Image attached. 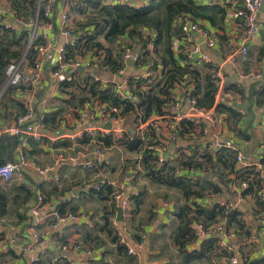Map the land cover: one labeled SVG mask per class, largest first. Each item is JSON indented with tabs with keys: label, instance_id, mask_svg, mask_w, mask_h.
<instances>
[{
	"label": "trees",
	"instance_id": "obj_1",
	"mask_svg": "<svg viewBox=\"0 0 264 264\" xmlns=\"http://www.w3.org/2000/svg\"><path fill=\"white\" fill-rule=\"evenodd\" d=\"M7 2L16 18L26 22L37 19L39 25L48 22L55 25L51 18L43 16V4L39 5L38 0H7ZM146 2L140 5L119 2L105 5L100 0H75L71 10L80 18L74 23L72 21V33L75 36L80 35V39H73L72 44L66 47L64 61L69 63L76 58L96 57L91 70L99 73H118L126 66L122 59L123 44L126 43L136 50L137 55L139 54V61L137 59L132 71L135 72L141 68L152 73L149 88L147 90L141 88L143 79L131 78L133 94L137 100L134 103L120 99L110 87L101 88L87 76V73H83L73 82L59 84V92L65 94L67 98L57 103L51 112H44L39 106L40 101L45 97L43 95L47 87L38 92L34 102L36 123L55 129L58 126L57 121L65 111L67 112L70 108L82 109L96 100L109 107L120 109L124 118L123 126L133 137L139 121L144 122L153 115H163L164 108L171 102L172 91L178 85L191 89V94L196 98L199 107L209 109L214 106L217 87L212 79L213 66L197 62L195 66L190 67L185 63V56L182 53H175V41L179 42L183 39L178 19L186 15L194 20L205 22L212 29L221 32L219 40L225 42L224 25L227 20L225 9L217 5L207 6L200 0H147ZM30 31L24 27L15 31L11 26H6L3 21H0V122L3 124L6 121L13 123L19 116L26 113L24 100L20 97L30 88L22 85L6 86V70L10 64L19 62L24 56L28 63L32 64L37 48L45 45V40L38 38L28 48ZM150 44L151 50L148 49ZM243 63L247 65L248 61ZM49 65L50 67L47 68L53 71L54 66L52 63ZM248 70L249 67L246 71ZM226 90L241 98L243 103L240 108L247 112L250 121L242 130L239 127L242 116L236 111V107L217 105L215 110L224 115L225 122L236 139H250V128L254 119L253 107L264 111V87L261 83L254 82L246 89L242 85L231 84L226 86ZM192 129L191 122H182L179 137L184 138ZM23 138V135L0 138V165L12 159V153L21 145ZM113 138L111 135L97 134L95 140L100 144L101 149H108L118 143L124 145L128 151L140 154L139 164L149 183L164 189L165 192H173L170 196L164 194L163 199L173 198L177 203L172 213L177 222L173 232V242L180 254H185L184 258L187 261L215 264V260L225 255L217 253L216 237L205 239L199 250L187 254L186 249L194 241L192 224L210 227L226 219V230L233 231L236 235L250 229V225L244 221L246 211L238 208L226 210L215 201L209 202L211 195L222 196L230 191V185H239L246 181L248 188L243 195L251 194L256 197L255 205L264 213V197L258 198L260 191L264 190V183L261 184L253 169L244 172L237 169L235 155L227 149L212 152L206 144L201 148L202 152L197 153L198 147L193 145L186 149L188 150L186 153L183 150L174 152V158L169 159L162 166H157L153 147L160 143V140L154 132H143L131 141L125 137L116 140ZM38 140L28 138L27 142L32 152L36 151ZM91 140L90 136L83 134L76 143L77 146H82ZM70 147L71 145L66 143L62 148ZM259 162H264V156L259 158ZM25 192L16 205L28 203L32 195L27 189ZM113 193L112 186L105 185L104 182L99 190L95 188L90 190V194L109 197L112 202ZM137 199L133 198L135 207L139 204ZM181 200L183 202L180 204ZM112 208L113 216L115 213L113 205ZM58 210L61 215L65 214L61 206ZM7 212V195L0 189V218ZM21 219L25 217L21 216ZM103 222L102 230L110 242L117 244L119 253L126 254V249L118 243L115 229L111 227V218L105 215ZM251 250L247 247L240 249L238 256L242 264H264V255L256 258L249 257Z\"/></svg>",
	"mask_w": 264,
	"mask_h": 264
},
{
	"label": "crops",
	"instance_id": "obj_2",
	"mask_svg": "<svg viewBox=\"0 0 264 264\" xmlns=\"http://www.w3.org/2000/svg\"><path fill=\"white\" fill-rule=\"evenodd\" d=\"M74 1L51 0L50 18L55 22V25L51 22L52 26L50 29L43 30L41 27L39 29V34L43 35L42 39L45 40V44L51 45L53 48L61 44L62 38L59 34L61 14L68 13L73 23L80 18V16L75 15L71 10ZM100 1L105 5L119 2V0ZM130 3L140 5L143 3V0L130 1ZM235 8L234 11L240 12L238 6H235ZM9 10L11 8L7 0H0V21H3L5 25L10 24L8 18ZM202 23L207 29L214 31L207 23ZM261 23L264 24V14L261 15ZM242 25L243 15L241 12L229 24V27L233 31L232 33L235 34H226L224 35L226 37L225 42L218 40L214 49H205V52L211 57L214 65L219 66L227 55L224 53V45L229 44L235 49L234 40L240 35ZM225 32L231 31L226 28ZM175 42L179 46L178 40ZM177 51H175L176 54H178ZM263 53L264 28L258 32L250 44L248 64L246 65L239 61V69L241 68L243 71H246L247 67H249V70L261 67L263 73ZM51 63L53 65V52L44 65V79L41 81L42 88L47 87L43 96H51L52 99L48 103L50 106L47 105L45 108H42L44 112L53 111L57 103L67 98L65 94L59 92L56 84L51 79V71L47 68L48 66L50 67L49 64ZM130 70L128 69V74L132 76L133 74L131 72L133 71ZM101 74L108 80H120L117 77L109 75V73L101 72ZM223 75L226 86L236 84L242 85L246 89L252 84L251 82L240 81L228 67H223ZM30 89L32 91L34 90L32 88ZM177 89L178 87L173 89V91ZM21 97L26 98L27 100L24 99L25 101H36L35 97L29 92L25 95L23 94ZM30 97L31 99H29ZM234 98L240 100L242 105L243 102L239 96L234 94ZM136 101L135 99L133 102L135 103ZM253 112L254 119L250 128V139H236L227 124L225 126L221 124L216 131L209 128L207 124H203L206 129V135L204 137L191 140L185 136L184 138H179L175 142L176 147L174 149L169 148L170 151L167 153V158L172 159L175 157L174 152L181 151V149H188L193 145L202 148L206 144L209 145L214 139H220L223 135L235 141H240V144L244 145V154L249 161H259L261 157L258 152L264 148V134L262 135L259 132L261 126L264 125V111L261 108L253 107ZM62 116L57 121L58 126L55 129L39 125L36 123L37 119H34V125L37 132L41 134V137L36 144L35 152H32L30 146L25 149L26 152L24 150L26 159L32 162L34 166H27L20 172V176L16 175L10 183H2L0 181V189L7 195L8 206L7 214L0 218V264H206L195 260L187 261L184 258L185 254H180L178 251V248L173 242V232L177 227V222L172 215L174 206L177 203L173 198L169 201L163 199L164 194L170 196L173 192H165L164 189L149 183L144 177L143 170L139 164L140 154L132 153L124 145L115 143L108 149L103 148V150L108 152L102 153L101 151L100 155L94 156L91 153L95 149H101V146L95 140V137H93L88 144L75 148L85 153L82 159L76 163L56 162L57 154L60 150H64L62 147L66 143L72 145L71 141L67 139L68 136L78 131L98 127L96 120L92 119L86 107H82L79 110L70 108ZM249 121L250 116L245 112L239 127L243 130ZM7 123L10 125L12 122L6 121L4 124L0 122V128L8 126ZM97 132L100 133V131H94L93 134L97 135ZM134 133L135 136L133 137L129 134L127 135L128 140L139 135L136 130H134ZM112 149H122V152H126L129 158L121 154L120 160H117L110 153ZM18 151L19 146L12 153V159L6 162H14L17 158ZM187 151L185 150V152ZM124 158H126L125 161L130 160L128 161L130 164H136L135 169L138 173L132 171L130 164L128 166L126 165V167L119 164L123 162ZM88 162H90L89 167L85 165ZM44 169L49 170L41 174L40 171ZM102 182L105 185L112 186L113 191L120 190L123 192V195L128 197L131 202L132 213L128 221L129 232L126 234V239L129 245L136 251V255L134 256H130L127 253H119L117 244L111 243L106 233L102 230L105 215H108L110 219L117 212L109 197L106 198L105 196L90 194V190ZM25 189L31 193L32 197L25 205L20 203L16 205L26 193ZM74 191L77 192L75 196L72 195ZM225 193L234 196L231 191ZM39 195L44 196L41 214L43 216L47 215V217L44 218L45 222L38 226L45 233V240L42 243L36 244L32 243L29 232L32 224L30 209L37 202ZM135 197L138 198L137 201L139 204L137 207H135L133 202V198ZM221 201H226L231 204L223 195ZM164 202H168L170 208H166L163 205ZM182 202L181 200L180 204ZM112 205L115 210L113 216ZM59 206H61V210L65 214L77 216V221L58 223L52 219L51 213L54 211L59 213ZM244 211L248 214L247 224L253 229H256L258 223H256L253 216L249 215L247 209H244ZM21 216L25 217V219H21ZM28 246H30V249L26 248ZM76 246H78L77 249H75ZM193 250L194 248L190 245L186 249V253H193ZM251 256L252 253L249 254V257ZM239 264H242L241 260Z\"/></svg>",
	"mask_w": 264,
	"mask_h": 264
},
{
	"label": "built area",
	"instance_id": "obj_3",
	"mask_svg": "<svg viewBox=\"0 0 264 264\" xmlns=\"http://www.w3.org/2000/svg\"><path fill=\"white\" fill-rule=\"evenodd\" d=\"M88 1V0H83ZM147 0H143L142 4H145ZM202 4L207 6L217 5L226 11V23L224 25V33L234 35L233 31L229 27V24L233 19H235L242 12L243 15V25L240 30V35L236 37L234 50L227 54L219 66L213 64L211 57L205 52L206 50H212L216 47L219 40L221 32L216 30L211 31L207 29L202 21L194 20L189 16L183 15L178 19V24L181 27L183 34V39L179 40L178 45L175 44V51L177 53H182L185 56V63L193 67L197 64H207L213 66L212 79L217 87V92L215 95V103L212 108L203 109L197 104V100L191 94V89L183 88L178 85L177 90L172 91L171 102L164 108L163 115H153L144 122L139 121L137 127L138 136L143 132H154L160 143L155 144L153 147L154 156L156 159V165L162 166L164 163L168 162L167 153H169V147L167 144L175 143L179 140L180 124L182 122H191L193 124V129L185 137L191 139H200L206 134V129L203 124H207L209 128L215 131L223 124L226 125L224 115L216 112L215 107L217 105H225L227 107H236L237 112L244 116L245 111L240 108L241 101L234 98V94L226 90L225 77L223 75V67H228V69L234 73L240 81H246L251 83H261L264 87V76L261 67L250 69L248 71L240 70L238 67V62H246L249 56V47L253 38L258 34V32L264 28V24L261 23V15L264 14V0H200ZM51 0H38V4H43V16L50 18L51 16ZM121 4H133L129 0H119ZM235 6H238L240 12L234 11ZM9 21L13 19V22L7 24L6 26H11L13 30L17 31L21 27L26 29H32L30 34V39L28 43V48L31 47L32 42L35 39L43 38V35L39 34L40 27L43 30H48L51 28V22L47 24L39 25L37 19H30L28 22L16 18L14 12L9 10ZM61 26L59 28V34L62 38L61 44L53 48L51 45H42L37 48V54L35 60L32 64H29L26 56H24L19 62L12 63L8 66L6 70L7 84L6 86H20L29 87L34 89V87L44 79V65L47 59L51 56L53 52V66L54 70L51 71V79L56 84L57 88L60 83H70L79 78L83 73H87V76L94 82L99 84L101 88L110 87L113 89L117 97L122 100H130L133 102L136 98L133 94V86L131 84V78L143 79L141 88L147 90L149 84L152 82V73L149 70L139 69L138 71L131 72L132 76L128 74L129 66L126 64L128 61H139V57L134 48L128 46L126 43L123 44L122 59L126 64L125 68L120 70L118 73L109 74L113 77L120 79L116 81L114 79H106L101 73L91 70V65L96 61L94 58H76L69 63H65L64 54L66 47L71 45L73 39H80V35H73L72 20L68 13H63L60 15ZM230 29L231 32H225V29ZM148 49H152V45L148 46ZM84 69V70H83ZM132 70V69H131ZM130 70V71H131ZM99 73V74H98ZM190 87V86H189ZM20 99H22L20 97ZM51 96L44 97L40 103V108H45L51 101ZM26 107V113L19 116L15 122L8 126L0 128V138L3 136H20L23 135V140L19 146V151L17 153V158L14 162H5L0 165V181L2 183H10L13 181L16 175L20 176V172L27 166H34L32 162L26 159L24 150L28 148V138L38 140L41 134L37 132L36 127L33 123L37 114L34 108V102L24 101ZM92 119L96 120L98 125L95 129H87L84 131H78L73 135L67 137L71 141V147L68 149L60 150L56 157L57 163L68 162L76 163L78 160L82 159L85 154L83 151L75 150L77 146L76 140L80 139L83 134H87L91 138L96 137L93 134L94 131L101 136L111 135L114 138L128 139L127 131L123 126L124 118L121 115V110L109 107L106 104L97 102L96 100L90 103L86 107ZM27 123V124H26ZM26 124V125H25ZM106 124L111 125V129H105L103 126ZM137 136V137H138ZM221 136V135H217ZM60 137V136H59ZM132 140V139H131ZM130 140V141H131ZM208 149L212 152H218L222 149H227L235 155V166L237 169L248 171L253 169L256 173V177L262 183L264 180V162H251L244 154V145L240 144V141H235L228 136H223L220 139H214L209 145ZM185 152L186 149H181ZM186 153V152H185ZM91 154L98 156L101 154L99 149H95ZM87 167L90 166V162L85 163ZM49 169L41 170L40 173L43 174ZM102 183L95 186L96 190L101 188ZM263 185V184H262ZM248 188V183L246 181L241 182L239 185H230V191L237 199V204L247 211H251L254 215V219L258 226L256 229L250 227L247 232H241L240 235H236L233 231H227L225 228L226 219L220 220V222L215 223L210 227H203L199 224H192L194 241L191 246L194 248L193 251L200 249L201 243L208 239L209 237H216L217 253H224L219 259L215 260L214 263L218 264H239V252L242 247H247L252 249L251 258H256L262 256L264 253V213L258 209L255 205L256 197L251 194L244 196L243 192ZM113 202L116 208L121 210L122 219L121 221L116 220V214L111 218V227L115 229L118 238L119 245L123 246L127 254L130 256L136 255V251L133 247L129 245L126 239V234L129 232L128 221L131 217V202L128 197L123 195L121 191H114ZM221 195H211L209 197V202L215 201L220 204L226 210L235 209L237 207L232 206L226 201H221ZM264 197V190L259 193V199ZM44 196L39 195L37 202L30 209L31 216V226L29 229L30 237L32 243H42L45 240V233L39 229V225L45 222L43 216L42 204ZM163 205L166 208H170L168 202H164ZM52 219L58 223L76 222L78 217L75 215L64 214L54 211L51 213ZM249 227V226H248ZM200 246L198 247V245ZM30 249V246L26 247ZM78 246L75 247L77 249ZM34 261V260H33Z\"/></svg>",
	"mask_w": 264,
	"mask_h": 264
},
{
	"label": "rangeland",
	"instance_id": "obj_4",
	"mask_svg": "<svg viewBox=\"0 0 264 264\" xmlns=\"http://www.w3.org/2000/svg\"><path fill=\"white\" fill-rule=\"evenodd\" d=\"M31 32H32V29H31V31H30V34H31ZM224 53L225 54H229V53H231L234 49H233V47L231 46V45H229V44H227V45H224ZM249 57H250V55H249ZM240 70H242L241 68H240ZM47 82V81H46ZM48 83V82H47ZM43 86H42V82H40V83H38L35 87H34V90L32 91L31 89H27V90H25L24 91V95L26 94V93H30L31 95H33V97H35V99H36V95H38V92L40 91V90H42L43 88H42ZM2 92V91H1ZM23 96V95H22ZM22 98V97H21ZM23 100L25 99V100H27L26 98H22ZM29 99H31V97L29 98ZM28 99V100H29ZM34 99V98H33ZM24 100V101H25ZM27 102V101H26ZM48 106H50V105H48ZM9 123H7V125H8ZM230 126H232V125H230ZM136 130V129H135ZM136 132L138 133L139 131H137L136 130ZM259 132L263 135L264 134V125L263 126H261V128H260V130H259ZM148 133H150V132H148ZM113 139H118V138H113ZM118 147V146H117ZM75 150H78V149H75ZM100 151H102V153L104 152H108V151H105V150H103V149H99ZM200 152H202V149L201 148H198V152L197 153H200ZM110 153H112L113 154V157L114 158H117V160H120V155L121 154H123V155H125L127 158H129V155L128 154H126V152H122V149H120V150H116V149H112V150H110ZM258 154H259V156L260 157H263L264 156V148H262L259 152H258ZM132 155V154H131ZM131 157H134V156H131ZM125 159L126 158H124V160H123V162L122 163H119V164H122V165H124L123 167H126V165L128 166L129 164H130V162H128V161H130V160H126L125 161ZM133 161H135V160H133ZM126 162H127V164H126ZM132 167H131V169H132V171L135 173V172H137V170L135 169V165L136 164H134V165H132V164H130ZM138 173V172H137ZM138 175V174H137ZM116 191H120V190H116ZM167 201H169V200H167ZM242 210H244V208L242 207ZM249 213V215L250 216H253L254 217V215H253V213L250 211V212H248ZM247 216H248V214L247 215H245L244 216V221L247 223V221H248V218H247Z\"/></svg>",
	"mask_w": 264,
	"mask_h": 264
},
{
	"label": "water",
	"instance_id": "obj_5",
	"mask_svg": "<svg viewBox=\"0 0 264 264\" xmlns=\"http://www.w3.org/2000/svg\"><path fill=\"white\" fill-rule=\"evenodd\" d=\"M12 22H13V19L10 20V23H12ZM126 64L129 66L130 69H132L133 66H134V61H133V60H132V61H128ZM83 70H84V69H83ZM0 96H1V95H0ZM103 127H104L105 129H111V125H110V124H106V125H104ZM167 145H168V147H169L170 149H174V148L176 147V144H175V143H169V144H167ZM72 195H73V196L77 195V192L74 191V192L72 193ZM223 196L225 197V199H227L228 201L231 202V205H232V206L237 207L238 209L242 210V207L239 206V205L237 204V199H236L235 196H231V195H229L228 193H224ZM121 216H122L121 210L118 209V210H117V214H116V220H117V221H121V219H122Z\"/></svg>",
	"mask_w": 264,
	"mask_h": 264
}]
</instances>
